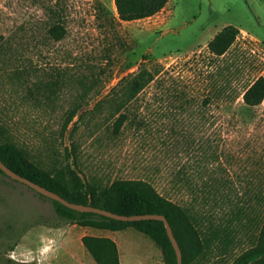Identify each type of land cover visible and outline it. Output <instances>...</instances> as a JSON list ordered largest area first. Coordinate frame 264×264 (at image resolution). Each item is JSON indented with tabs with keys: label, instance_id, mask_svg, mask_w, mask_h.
I'll return each instance as SVG.
<instances>
[{
	"label": "rangeland",
	"instance_id": "374dc122",
	"mask_svg": "<svg viewBox=\"0 0 264 264\" xmlns=\"http://www.w3.org/2000/svg\"><path fill=\"white\" fill-rule=\"evenodd\" d=\"M114 17V0H0V143L51 176L149 185L203 232L204 255L189 264H235L264 223V100L242 103L264 78V0H168L144 20ZM228 26L240 34L215 57L207 44ZM141 70L154 80L130 98L124 82ZM61 222L50 201L0 175V264H46L11 253L27 232L35 248L43 228L66 233L72 256L59 264H96L83 230ZM113 233L123 264H163L143 234Z\"/></svg>",
	"mask_w": 264,
	"mask_h": 264
},
{
	"label": "trees",
	"instance_id": "16d2710c",
	"mask_svg": "<svg viewBox=\"0 0 264 264\" xmlns=\"http://www.w3.org/2000/svg\"><path fill=\"white\" fill-rule=\"evenodd\" d=\"M167 3L168 0H114L116 17L113 20L122 23L144 20L159 13ZM49 34L55 40H61L63 31L59 27H53ZM239 34V30L232 26L223 28L208 42L209 53L215 57L223 56ZM153 80L150 73L141 70L130 80L125 81L123 87L127 88L131 98L137 96ZM263 100L264 78L259 77L243 92L242 103L247 108H255L260 106ZM119 122L121 123L122 119ZM0 161L12 172L70 203L91 206L121 216L162 215L166 218L180 248L182 264L197 261L204 255L206 249L204 235L191 211L164 198L145 183L115 181L105 188H97L82 180L75 172H71L68 179L51 176L28 161L13 144L6 142L0 143ZM0 175L6 177L1 171ZM48 201L62 224L111 232L132 228L159 247L163 264H177L175 253L161 222L124 223L94 214L78 213L55 201ZM81 245L96 264H119L117 250L111 240L86 236L81 238ZM235 264H264V223L259 230L256 245L241 255Z\"/></svg>",
	"mask_w": 264,
	"mask_h": 264
},
{
	"label": "water",
	"instance_id": "95a60500",
	"mask_svg": "<svg viewBox=\"0 0 264 264\" xmlns=\"http://www.w3.org/2000/svg\"><path fill=\"white\" fill-rule=\"evenodd\" d=\"M0 171L9 179L18 182L24 186H26L27 188L31 189L32 191H34L35 193H37L38 195H41L42 197L51 200V201H55L59 204H61L62 206H64L65 208L78 212V213H89V214H94V215H98L107 219H111V220H115V221H119V222H124V223H132V222H140V221H157V222H161L165 228V232L166 235L168 237V240L172 246V249L175 253V257H176V263L177 264H182V255H181V251L180 248L173 236L172 230L166 220V218L162 215H132V216H121V215H117V214H113L111 212L108 211H104L102 209H98V208H94L91 206H84V205H78V204H74V203H70L68 201H66L65 199H63L62 197H60L59 195L48 191L47 189L31 182L28 179H25L19 175H17L16 173L12 172L10 169H8L1 161H0ZM27 264V263H24Z\"/></svg>",
	"mask_w": 264,
	"mask_h": 264
},
{
	"label": "crops",
	"instance_id": "0c3cea01",
	"mask_svg": "<svg viewBox=\"0 0 264 264\" xmlns=\"http://www.w3.org/2000/svg\"><path fill=\"white\" fill-rule=\"evenodd\" d=\"M81 229L83 230L84 233L80 237L79 241L81 240V238L87 236V237H93V238L109 239L117 245L116 240H114V237L116 236V234L113 232L106 231V230H97L93 228H81ZM90 229L102 231V232H93V231H90ZM38 235H39L38 236L39 239H38V242L35 248H30V247L25 246L24 241L28 240V236H29V232H27L25 235H23L20 238V242H18L15 246H13V248H11V253L16 254V253H21L25 251V252H28L29 254L36 255L37 258L46 259V264H48V262L49 263L52 262L53 264H59L58 261H60V258H63L65 256H70V254H67V252H65L66 250H63L64 251L63 253L61 252L62 246L66 245V244H62L63 243L62 240L65 238V235H66L63 229L43 228V230H40L38 232ZM50 241L54 243L55 248L54 250L52 248V252L49 255V253L46 252V249L49 248L47 244ZM117 250L119 254V262L120 264H123V260L120 255V249L118 245H117ZM84 254H87L86 256H90L87 251ZM17 262H18L17 264H20L21 261H17Z\"/></svg>",
	"mask_w": 264,
	"mask_h": 264
}]
</instances>
